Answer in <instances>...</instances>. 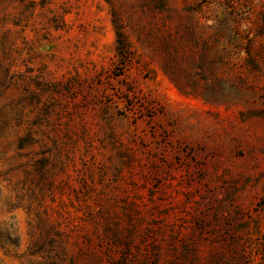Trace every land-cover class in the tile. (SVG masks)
<instances>
[{
    "label": "rangeland",
    "instance_id": "rangeland-1",
    "mask_svg": "<svg viewBox=\"0 0 264 264\" xmlns=\"http://www.w3.org/2000/svg\"><path fill=\"white\" fill-rule=\"evenodd\" d=\"M0 264H264V0H0Z\"/></svg>",
    "mask_w": 264,
    "mask_h": 264
}]
</instances>
